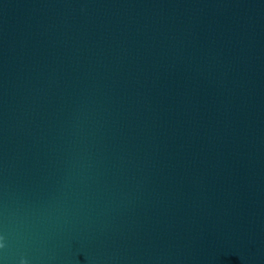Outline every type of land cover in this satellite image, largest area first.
I'll return each mask as SVG.
<instances>
[{
  "label": "water",
  "instance_id": "95a60500",
  "mask_svg": "<svg viewBox=\"0 0 264 264\" xmlns=\"http://www.w3.org/2000/svg\"><path fill=\"white\" fill-rule=\"evenodd\" d=\"M0 264H264V0H0Z\"/></svg>",
  "mask_w": 264,
  "mask_h": 264
}]
</instances>
